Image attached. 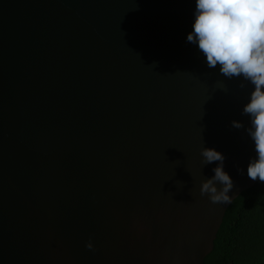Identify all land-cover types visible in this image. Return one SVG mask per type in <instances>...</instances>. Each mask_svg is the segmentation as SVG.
<instances>
[{
    "label": "water",
    "instance_id": "95a60500",
    "mask_svg": "<svg viewBox=\"0 0 264 264\" xmlns=\"http://www.w3.org/2000/svg\"><path fill=\"white\" fill-rule=\"evenodd\" d=\"M194 11L0 0V264H206L231 203L200 194L220 164L201 150L224 155L232 202L258 181L254 86L207 67Z\"/></svg>",
    "mask_w": 264,
    "mask_h": 264
},
{
    "label": "clouds",
    "instance_id": "9594fccd",
    "mask_svg": "<svg viewBox=\"0 0 264 264\" xmlns=\"http://www.w3.org/2000/svg\"><path fill=\"white\" fill-rule=\"evenodd\" d=\"M187 42L198 45L206 57L207 67L219 65L220 74L227 79L242 78L254 86L250 100L243 106L242 115L250 118L247 135L254 142L256 157L247 168L248 178L264 183V0H195L194 22ZM221 89L227 86L219 82ZM232 127L243 128L240 121ZM204 165L219 161L210 179L202 182L200 194L208 195L213 204H229V192L234 187L224 171V155L212 148H202ZM243 172V169L240 170ZM217 183L223 185L217 188ZM86 247L94 250L88 241Z\"/></svg>",
    "mask_w": 264,
    "mask_h": 264
},
{
    "label": "trees",
    "instance_id": "16d2710c",
    "mask_svg": "<svg viewBox=\"0 0 264 264\" xmlns=\"http://www.w3.org/2000/svg\"><path fill=\"white\" fill-rule=\"evenodd\" d=\"M206 264H264V183L259 180L231 203Z\"/></svg>",
    "mask_w": 264,
    "mask_h": 264
}]
</instances>
